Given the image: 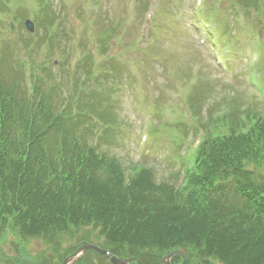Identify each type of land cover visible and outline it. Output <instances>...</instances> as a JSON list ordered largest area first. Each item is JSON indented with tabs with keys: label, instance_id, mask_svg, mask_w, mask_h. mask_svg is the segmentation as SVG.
I'll use <instances>...</instances> for the list:
<instances>
[{
	"label": "trees",
	"instance_id": "1",
	"mask_svg": "<svg viewBox=\"0 0 264 264\" xmlns=\"http://www.w3.org/2000/svg\"><path fill=\"white\" fill-rule=\"evenodd\" d=\"M253 4L264 10V0ZM45 20H38V27ZM3 64L0 235L11 231L58 253L63 235L91 227L99 229L112 254L133 256L141 264H160L163 256L181 248L195 264H264V181L243 170L245 164L264 162V116L237 123L246 133L227 126L225 137L198 154L187 181L176 189L169 180L159 181L149 166L134 165L128 173L119 160H103L104 145L97 153L88 147L89 115L99 110L101 119L115 122L112 110L100 109L102 104L92 98H81L74 124L69 113L57 122L62 143L54 144L41 113L29 118L22 107L9 106L14 94L4 84L8 63ZM200 102L191 107L201 111ZM20 253L23 257L14 264L47 261L24 248ZM173 261L179 264L178 258Z\"/></svg>",
	"mask_w": 264,
	"mask_h": 264
},
{
	"label": "rangeland",
	"instance_id": "2",
	"mask_svg": "<svg viewBox=\"0 0 264 264\" xmlns=\"http://www.w3.org/2000/svg\"><path fill=\"white\" fill-rule=\"evenodd\" d=\"M11 1L13 4L9 2L11 5L6 8V13L9 17L3 14V21L0 22V64L8 62L10 65H12L13 61L6 47L12 46L14 43H21L24 49V44L29 43L28 40L30 39V36L26 35L27 33L23 30L24 22L25 20H29L32 25L34 23L30 14V0ZM71 1L73 3L71 15L69 14L70 5L62 6L61 0H50L47 4L45 1L40 4L34 1L36 5L39 4V9H36L38 16L36 22L38 18L40 20L46 18L45 22H43L45 25L42 24V27H37L36 33L52 40V44H49L50 49L48 47V50L41 48V51L38 47H35V50L30 55H28L27 51H24L22 54L19 53V55L16 53L18 58L14 57V62L17 64V70L11 71L9 77L2 75V78H6L4 81L6 85L10 82L11 77L14 80L17 77L20 78V63L22 65L31 62L35 72L42 78L44 87L42 84L41 88L44 91H49L51 89L49 85L54 79L53 64H58L59 62L66 63L70 57H73L71 60H75V56L77 58L80 56L79 60H83L87 66L88 63H92L95 67L101 64L103 61L102 57L98 56L97 52L92 51L95 48L92 44H95L98 39L99 43H97L101 44L98 47L103 53L104 60H107L106 56H116V60L113 61L111 59L108 63L109 68L112 69L108 72L114 73L109 80L111 82L114 79V82L111 83H115L114 88L116 89V93L106 105L112 109L117 129L112 135L109 144L103 148L105 150L104 155L119 160L122 166L128 169V172H131L130 167L138 164L139 166H149V168L153 169L159 181L166 179L170 174V157L173 155L172 141L169 140L167 134L157 136L148 130L146 132L148 142L143 151L144 156L141 155L142 146L136 147L137 140H139V120L133 113V101L137 98L138 94L141 95V101L144 99L159 103L161 101L160 104H164L163 100L169 97L165 87H169L170 81L166 76L170 73L176 77L190 79L200 72L198 75L200 77L199 83L196 88L189 91V93L191 92L189 96L191 97L192 104L198 98L201 100L202 110L200 112L196 110L201 116V121L205 119L208 109L217 105H224L228 110L232 108L236 110L241 105L243 107L256 106V103L250 97L252 96V91L247 85L245 77L251 82L256 95L264 99V51L262 55L259 50V44L257 51L263 59L255 63L249 58V56L252 58L257 54L252 50V43L249 41L248 35L242 34V32L240 34L238 30L236 31L235 24L238 20L235 19V11L232 5L237 0L221 2V10L217 12L220 13V22L216 23V26L224 34L223 39L215 44L220 50L219 60L232 74L235 73L233 77L228 75L222 77L217 73L208 51L197 44L194 28L191 27L189 30L187 27L186 18L194 19L195 16V12H193L195 0H173L185 13L180 23L175 22L173 19L175 13L172 9L174 8L172 5L167 4L169 0H164L163 4L166 2V6L161 12L165 13L164 16H159L158 23L159 25L161 24V29L158 27L157 29L159 30L155 29L150 36L156 41L154 51L143 47L145 49L139 54L133 50L126 52V48L132 45L133 38L130 37V31L124 29L122 26V21L126 23L132 20V8L138 0H111V3L110 0H94L101 6L100 13L98 14L99 22L97 24L102 29L99 32L98 29L100 28L92 24L94 30L92 33L87 30V26H89V29L92 31L91 26L88 24L89 19L82 12V7L89 0ZM91 1L93 2V0ZM141 1L143 3L148 0ZM238 2L245 7L247 1ZM12 14L15 17L12 18L10 16ZM216 21L217 16L210 19L207 23L202 19L198 28L210 31L215 35L218 33L215 31L214 25ZM242 21L249 23L250 29H254V32L262 31L264 35V10L262 6L257 10H248L247 14L242 16ZM141 22L142 17L135 27V39H140L139 25ZM46 25L49 27V30L46 28ZM106 28L109 29L107 38L103 36L104 29ZM93 33L94 36L90 37ZM71 39L73 41L70 42ZM148 40L149 35L145 42H148ZM145 42H142V45ZM28 47L30 50L32 45ZM124 61H126L125 65L127 64L126 70L123 67ZM108 64L104 65V69H106ZM23 67L25 70L27 69L26 65ZM116 74L119 75L120 79L119 77L117 78ZM184 84V82L182 84H171V88L169 89L181 91ZM15 87L16 84L14 87L9 88L14 89ZM233 102H236L238 106H233ZM251 112H253L252 109L249 113ZM173 118L174 122H176V116H173ZM156 124V120H153V125ZM176 129L178 130V127ZM108 131L110 130H107L106 133ZM93 132L94 128L91 133ZM106 133L100 141V147L105 140ZM180 134L182 135V132ZM189 134L191 135V133L187 135ZM183 135H185L184 131ZM190 138L189 136L188 140ZM187 146L188 144H185L184 148ZM243 170L247 173L252 172L256 181H264V162L259 167L245 164ZM173 184L178 185L179 182L174 181ZM82 232L81 234L75 232V234L68 235L63 248L70 246V238L75 235L80 236L84 240H87L85 236L87 235V237L93 238L92 244L106 247V245H101L104 241L103 236L100 237L99 229L94 231L90 227L82 230ZM23 248L26 252L31 253L29 255L37 259L41 256L48 258L47 252L50 250V246L45 245L43 242L35 240L22 241L11 231H6L3 235H0V264H13V261L20 257V252ZM23 253L21 257H23ZM48 260L49 258L44 264H59L60 262L58 258L51 261ZM85 264H103V259L89 253L85 259Z\"/></svg>",
	"mask_w": 264,
	"mask_h": 264
},
{
	"label": "water",
	"instance_id": "3",
	"mask_svg": "<svg viewBox=\"0 0 264 264\" xmlns=\"http://www.w3.org/2000/svg\"><path fill=\"white\" fill-rule=\"evenodd\" d=\"M87 250H94L101 255L107 254L106 252L98 249L95 246L84 245L73 256H71L67 259H64L62 264H76L78 262V260L84 256V253ZM176 256H180L183 259L182 263L186 264V262H187V251L185 249H181V250H178L176 252H172L171 254H169L168 256H166L162 259V263L163 264H170V260ZM109 258H110V261L112 264H129L132 261V260H126L125 261V260L118 259V258H115V257L110 256V255H109Z\"/></svg>",
	"mask_w": 264,
	"mask_h": 264
}]
</instances>
